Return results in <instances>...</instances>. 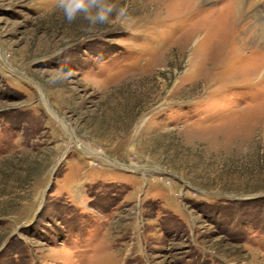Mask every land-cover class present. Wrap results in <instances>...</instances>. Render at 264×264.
<instances>
[{"label": "rangeland", "instance_id": "1", "mask_svg": "<svg viewBox=\"0 0 264 264\" xmlns=\"http://www.w3.org/2000/svg\"><path fill=\"white\" fill-rule=\"evenodd\" d=\"M116 3L0 0V264H264L259 22Z\"/></svg>", "mask_w": 264, "mask_h": 264}, {"label": "clouds", "instance_id": "2", "mask_svg": "<svg viewBox=\"0 0 264 264\" xmlns=\"http://www.w3.org/2000/svg\"><path fill=\"white\" fill-rule=\"evenodd\" d=\"M55 7L69 23L78 19L86 20L90 28L112 22L113 18L123 19L127 7H120L116 0H55ZM67 49L61 50L63 54ZM71 69L65 73L70 76Z\"/></svg>", "mask_w": 264, "mask_h": 264}, {"label": "bare ground", "instance_id": "3", "mask_svg": "<svg viewBox=\"0 0 264 264\" xmlns=\"http://www.w3.org/2000/svg\"><path fill=\"white\" fill-rule=\"evenodd\" d=\"M181 1L185 3L191 2L194 4L198 2V0H181ZM259 2L260 0H232V7H233L232 13L221 16L223 18L220 19V20L224 19L223 21H227L228 19L229 23H231L232 26H234L235 28H241L242 29L241 31H243L246 25L248 24V20H255L259 22V28H258L259 34L257 35L259 40L257 41L256 44L255 41H253L252 45L247 46L248 40L250 39L248 38L246 39V36H242L241 44L245 45V47L249 49L248 50L249 52L247 51L248 53H253L259 50L264 51V10H262L258 5ZM256 31L257 30L255 29L253 33H256ZM223 32H221V34H217L219 41H221L223 39L222 37L225 36V33Z\"/></svg>", "mask_w": 264, "mask_h": 264}]
</instances>
